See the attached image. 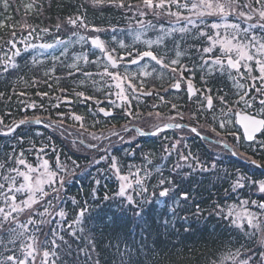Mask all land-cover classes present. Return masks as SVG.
Here are the masks:
<instances>
[{"label": "trees", "instance_id": "obj_1", "mask_svg": "<svg viewBox=\"0 0 264 264\" xmlns=\"http://www.w3.org/2000/svg\"><path fill=\"white\" fill-rule=\"evenodd\" d=\"M183 1L179 0V3ZM7 3L9 7L5 10L0 0V24L3 25L0 26V184L5 185L6 191L7 181L4 177L15 176L14 172H10L11 168H18L14 157L25 159L27 155L30 161H34L40 157L36 156L40 147H45V160L52 169L56 167L53 170L57 173L55 186L59 188V199H53V204L57 206V211L61 206L65 208L67 214L63 220L58 216L50 217L52 222L44 226L41 234L51 238V230L60 228L66 243L58 250L57 264H96L97 261L99 264H213L222 258L223 264H236L241 259L248 260L250 264H264V256L261 255L264 253V243L260 242L258 236L251 235L253 230L247 225L243 229L236 228L228 219L217 215L218 205L225 209L230 204L247 200L254 208L264 202V192L259 190V182L264 178V136L261 147H256L258 144H245V155L239 154L237 157L184 127L152 136L121 130L124 134L121 138L115 135L104 139L97 148H88L74 139L76 132L82 133L83 138L89 136L90 139L86 140L95 144L114 129L130 124L148 126V118H135L129 114L130 107L126 108V115L109 118L99 115L94 104L89 103L102 98L108 89L96 90L95 82L85 79L86 76L79 70L71 72L68 69L56 77L52 71L35 67L29 52H20L25 37L50 40L71 37L74 32L87 36L98 34L105 41L120 37L128 42L134 39L131 29H135L137 20L140 21L138 24L149 25L146 28L151 35L153 30L158 31L167 26L170 20L176 19L168 13L180 11L177 6L168 4L166 0L164 9H157L158 14H154L152 9L140 7L142 0H116L100 6H93L90 0H7ZM119 3H123L124 7L118 6ZM239 3H252L253 7H258L254 0H239ZM28 4L33 7L26 9L25 5ZM182 10L187 13L185 9ZM241 10L248 11L247 8ZM141 11L145 13L143 16L140 15ZM77 15L84 19L87 27L67 24L68 17L75 18ZM236 15L234 13L232 18ZM57 24L61 25L59 29ZM45 28L47 32L42 31ZM13 32L15 37L12 36ZM196 34L189 35L195 37ZM10 39L14 40L16 48L7 43ZM200 43L198 37L197 41L189 42L192 46H199ZM17 49L20 54L13 56ZM8 57H12V60H8ZM83 81L88 86L82 84ZM157 84L160 83H154ZM253 91L257 93L255 89ZM65 97L70 98V103L63 101ZM263 97L257 95L253 99V107H245L246 110L255 112V108L260 109L259 101ZM192 100L187 97L175 101V108L167 105L159 110L163 116H170L171 121L199 126L204 120L193 114L196 108H193L195 103L192 104ZM91 106L95 110L93 114L88 113ZM235 109L240 108L233 107ZM148 110L144 102L141 112ZM76 116L81 119L76 120ZM37 118L50 123H36L34 120ZM21 120L26 122L16 126L12 132H3ZM156 120L162 119L155 115ZM55 123L58 126L74 124L72 130H65V127L60 129ZM92 131L95 133L92 134ZM25 142L30 143L34 154L24 151L22 147ZM171 142L175 143V148ZM104 146L106 152L100 150ZM181 155L188 156L189 160H181ZM113 158L123 175L139 172L141 176L143 173L140 170L143 168L149 172L144 180L147 187L144 196H136L135 184L133 189L128 190L138 203L129 205L122 198L114 197L118 178L110 167ZM195 160L203 164L207 171L189 168L188 164ZM59 177H64L63 187H60ZM161 178L172 181L171 185L163 186L171 188L168 197L159 196ZM239 178H243L240 183L244 186L233 190ZM129 179L135 177L129 175ZM48 190L51 193V189ZM181 192L189 193L187 201L180 199ZM105 195L110 198L105 200ZM46 200L41 202L39 211L43 210ZM252 201L257 203L253 204ZM0 206H4L2 197ZM85 206L88 211L82 222L83 233L79 232L80 226H75L77 235H68V224ZM197 208L200 209L199 215L196 214ZM136 212L141 215H135ZM35 218L40 219L39 216ZM21 220H26V216L22 215ZM56 221H60V224L57 225ZM34 228L30 226L29 231ZM8 239L7 233L0 230V264L14 252L20 255L18 244L8 243ZM89 239L94 242V251L88 243ZM237 249L239 255L234 261L227 254L231 252L235 255Z\"/></svg>", "mask_w": 264, "mask_h": 264}, {"label": "snow or ice", "instance_id": "obj_2", "mask_svg": "<svg viewBox=\"0 0 264 264\" xmlns=\"http://www.w3.org/2000/svg\"><path fill=\"white\" fill-rule=\"evenodd\" d=\"M5 10L8 9L9 5L7 0H2ZM116 0H90V3L93 6H100L105 3H113ZM143 6L147 9H152L154 14L157 9H164L166 0H142ZM168 4H175L178 9H185L191 13V16L203 18L210 16H219L223 18L230 14L236 13L239 17H242L246 21H253L254 17L256 18V23L250 24V28L259 27L264 29V0H254L255 5L258 7H253L252 3H244L241 5L239 0H186L185 3H179V0H167ZM120 7H124L123 3H119ZM33 7L32 4L25 5L26 9H31ZM242 8H247L248 11L245 12L241 10ZM145 13L143 11L140 12V15L143 16ZM168 15L175 16L177 19H180L179 12H171L169 11ZM191 16L183 17L187 21L188 24L195 25V21L191 18ZM67 24L73 27H87L84 19L77 15L75 18L68 17ZM0 26H3L0 24ZM57 29L61 27L60 24L56 25ZM223 27L225 29V34L223 36L220 35L219 32L216 33L215 37L208 36V40L211 42L210 47H204L203 53H212L213 48L218 45L220 54L214 56L211 61V64L208 61H205V67H208L209 71L213 70L212 66H218L220 71H224L225 69L229 70V78L233 79L235 86L243 90L245 85L240 83L239 80L233 78L232 71L239 75V78L242 80L245 78V74L247 78L251 80H259L261 81V87L257 88L256 91L264 96V38H257L255 34L249 36V28L241 29L239 24H218L212 23V29H219ZM231 31H228V30ZM43 32H47L48 29H42ZM94 31H100V29H94ZM181 32H186L187 28H181ZM241 34H243V39H241ZM31 35V32L29 33ZM73 35H76L74 32ZM201 36L207 35L204 32H200ZM12 36L15 37V32L12 33ZM139 38V37H137ZM81 40L84 39L83 36L80 37ZM27 40V37L24 38V41ZM59 43H63L62 41H58ZM8 44H11L13 48H16V44L14 40H8ZM91 43L93 46L98 48L101 53L104 54L107 61L111 64L112 68L117 67V60L113 57L111 53L105 47V44L98 38L94 37L91 39ZM150 43V42H149ZM34 45L26 44V47H33ZM41 48H51V44H41L39 45ZM19 50L17 49L13 56H18ZM179 55V53H177ZM143 57H150L157 64L161 65L163 68H168L169 64L164 62L163 57H157L153 54L152 51H144L142 53L137 54V59H133L131 63H137L138 59H142ZM122 59V57H121ZM8 60H12V57H8ZM85 61L87 62V57H85ZM226 62V63H225ZM7 63L6 61L4 62ZM171 65H176L178 63L177 60H172ZM253 63L255 68H253ZM15 66V65H13ZM75 67V65H73ZM241 68L244 69V72H241ZM7 71V67L4 69ZM173 73L177 72V68H171ZM257 71L259 76L253 75V72ZM141 75H148L141 71ZM85 75H90L86 73ZM111 78L112 81L115 82V88L119 89L116 95L121 100H127L128 96L126 94V89L124 87L125 82L127 81V87L133 93L136 92V87L130 82L129 75L125 74L121 76L118 72H111L108 70V65L104 67V73ZM183 76V72L181 71V77ZM252 85H250L251 87ZM174 87L179 89L180 83L174 84ZM210 91V90H209ZM188 92L189 95L193 93V86L191 82L188 83ZM150 94V93H145ZM77 95L82 96L83 93H77ZM249 94L246 91H243L242 94H239V101L234 103H243L247 106V108H252L253 103L245 99ZM207 106L208 108H212L213 106V97L208 95ZM220 102L222 104H226L227 101L224 97H220ZM260 109L255 115L248 113L236 112L235 115L237 117L236 122L241 125L244 131V138L251 141L255 138L256 133L264 134V99L259 101ZM176 106L173 105V108ZM104 112V109H100ZM229 111H232L229 108ZM130 114V113H129ZM105 115H108L105 112ZM76 120H80L81 117L76 116ZM26 121L21 120L19 123L23 124ZM36 123H40V120L37 118ZM183 127L180 124H165L164 127ZM221 127H224V124L221 123ZM14 129L9 127L8 131L12 132ZM157 132L161 129L157 126ZM192 132H197L196 128L191 129ZM155 134V133H153ZM175 148V145H172ZM167 151V149H166ZM23 156V154H21ZM181 160L188 161L189 157L181 155ZM255 163V161H253ZM17 165H23L27 170L21 171L19 168H11L10 172H14L15 176H5L4 179L7 181V190L5 191V185L0 184V197L3 198L4 206H0V230L7 233L9 239L8 243L13 245L18 244V251L20 255H16L15 252L12 255H8L4 258L3 264H57L59 259L58 250L60 247L66 243L64 236L60 230V228H53L51 230V238L47 234H43V228L45 225L50 224L52 221L50 217L58 216L61 220L66 219V212L63 209H59L57 211V206L53 204V199H59V188H57V173L52 171L49 168V163L47 160H44L41 165L32 166L26 163L25 159L17 158ZM59 166V162H58ZM118 180L120 181V186L118 192L114 194V197L122 198L123 202H126L129 205L134 203H138L134 196L128 191L129 189H133V184L137 186L136 196H144L147 193V187L144 185V180L147 178L148 174L145 172L144 178H141L139 172L133 174L135 177L134 180L129 179V175L121 174L120 168L117 166V162L115 158H113L111 166H110ZM177 168L180 167L179 164L176 165ZM188 167L193 171H196L199 168L201 171H207L203 164H201L198 160H195L194 163L190 162ZM42 168V171L40 170ZM21 178L19 181L17 178ZM243 178H239L235 184L233 185V190L236 188H242L244 185L240 183V180ZM60 187H63L64 177H59ZM98 183V181H97ZM160 186H162V190L159 192L160 197H168L171 191L170 187H163L165 184H172V181L165 180L163 178L159 181ZM47 186V187H45ZM51 189V193L48 189ZM261 192H264V182L260 183ZM18 194L23 196V199L18 198ZM93 195H95V190H93ZM51 197V198H50ZM47 198V200H46ZM110 197L105 195L104 199L107 200ZM180 199L187 201L189 199L188 192H181ZM43 204V210L39 211L38 209L41 207V202L45 201ZM73 203H76L73 200ZM249 202L247 200H242L238 205H229L227 214H224V210L217 206V215L222 216L224 219H228L232 226L236 228L243 229L245 225L247 228L252 229L251 235L258 236L261 243H264V203L259 204V208L261 212L259 214L251 212L248 210L246 205ZM251 203L256 204V201H252ZM35 206V207H34ZM139 206V205H138ZM87 207H82L80 211L76 214L75 219L68 224V235L76 236V227H79V232L83 233L84 229L82 227V222L84 218L85 212H87ZM196 214H200V209L197 208ZM26 216V220H21V216ZM135 215L140 216V212H136ZM39 216V220L35 217ZM57 225L60 224V221H56ZM30 226H35L33 231H29ZM88 243L92 245V250H95L94 242L89 239ZM80 251H84L80 249ZM234 261L236 256L239 255V249L236 250L235 255L231 252L227 254ZM264 256V253L261 254ZM51 258V259H50ZM222 258L220 261H214L213 264H223ZM96 264H99L97 261ZM236 264H250L248 260L241 259Z\"/></svg>", "mask_w": 264, "mask_h": 264}, {"label": "rangeland", "instance_id": "obj_3", "mask_svg": "<svg viewBox=\"0 0 264 264\" xmlns=\"http://www.w3.org/2000/svg\"><path fill=\"white\" fill-rule=\"evenodd\" d=\"M185 2L186 0H184L181 4ZM140 7L144 6L140 5ZM179 10L181 12H173H179L181 16L180 19H177L176 17V19L170 20L167 26L162 27V29L160 28V30L158 31L153 30V33L151 35L148 34L146 28V26L148 27L149 25L138 24L140 23V21L137 20L136 26L134 27L135 29H131V34H134V39L131 41L129 40L128 42L122 40L120 37H111L110 40L105 41L100 38L98 34H91L89 36L85 34H76L71 37L52 38L50 40H41L40 37H38L36 40H31L29 37H27V40L24 41L22 43V46L20 47V52H29L35 67L37 66V68H43L45 69V71L62 73L68 71L69 69V71L74 72L73 69L78 68L79 72H81L82 74H90L85 75V79H92L95 82L94 86L96 87V90H102V88L112 90V92L108 91V93H112L108 94L109 96H112L111 106L116 109H119L122 105L130 106V102L132 101L129 99L130 96H132L133 98L135 97L134 100L140 99V96H136L137 90L135 93H133L130 89H128L127 81L125 82L124 87L126 89L128 99L121 100L116 95L119 89L115 88V82L112 81L110 77L103 75L105 65H108V68L110 65L107 63V61L103 59V53H101L100 50L93 46L91 43V38L99 37V39L105 44L106 49L110 50L116 60H119L121 53L125 55H123L124 57L122 58V61L119 60L121 63L118 70H111V72H118L121 76H124L125 74L129 75L130 82L136 87V89L140 85H152V83H150L152 80L160 81V84H165L171 81L172 83H175L177 78H180V80L184 79L183 81H187L188 79L192 80L193 85L195 84V86L200 87L201 93H199L196 97H193L191 103L193 104L196 102H201L202 108H200L202 109V111L207 112L208 114H210V117L216 119L218 127L222 129L221 123H223L226 127V124L231 122L232 114L234 112L233 107H237L240 109L243 107H247L243 103H234L236 101H239V94H242L243 91L248 92L249 95L245 97V99H248L252 103H255L253 99L256 98L257 95L259 96L260 94L258 92L255 93V91L253 90H256V87H261V81L251 80L250 78H247L246 74L245 78L241 80L235 70H231L233 78L239 80L240 83H243L245 85L244 89L240 90L235 86L233 79L229 78V70L225 69L222 72L219 70L218 66L213 65V70L210 72L208 67H205V61H208V63L211 64V61L214 56L220 54L218 45L213 48L212 53H203L204 47L211 46V42L208 40L207 37L209 35L215 37L217 32H219L221 36L225 34V29L223 27L214 30L211 28V24H239L241 29L249 28V36L255 34L257 38H264V29H261L259 27L250 28L249 25L256 23V19H254L253 21H246L242 17H239L238 14L234 18H232L234 13L223 18H220L219 16H206L207 18H199L191 16V13L187 10V13H184L182 9ZM187 16H191V18L195 21V25L188 24L187 21L183 19V17ZM184 27L187 28V31L181 32L180 29ZM228 31L231 30L229 29ZM200 32H204L207 35L201 36ZM191 33L197 34L195 37H190L189 34ZM81 36L84 37L83 40L80 39ZM197 37L201 39V43L199 46H192L191 44H189L190 41H197ZM241 39H243V34H241ZM58 41H62L63 43H59ZM26 44H31L34 46L26 47ZM41 44H51L52 47L41 48L39 47V45ZM133 51H136V54L133 55ZM144 51H152L153 54H155L157 57H163L164 62L166 64H169V67L163 68L161 67V65L157 64L154 60L148 57H144L142 60L135 64L123 62V59H125L126 57L135 56L138 53H142ZM177 53H179V55H177ZM85 57H87V62L85 61ZM172 60H177L178 63L176 65H171L170 62ZM73 65H75V67H73ZM173 67L177 68L176 73H173L171 71V68ZM253 68H255L254 63ZM141 71L148 73V75H141ZM181 71L183 72L182 77ZM241 72H244L243 68H241ZM67 74H69V72ZM253 75L259 76V73L257 71H254ZM55 78L56 77L54 76L53 79ZM185 78H187V80ZM82 84L88 86V83L85 81H83ZM250 85L252 86L250 87ZM208 95H211L213 97V106L211 109L206 110L204 109V104ZM220 97H224L227 103L222 104L219 99ZM94 107L91 106L88 110V113L93 114V111L96 110L97 106L95 107V110ZM193 108H195V106H193ZM229 108H231L232 111H229ZM43 122L45 124L50 123L45 122V120H43ZM55 124L60 129H63V127H65V130H72L71 127H73L74 123L64 124L63 126H58V123ZM92 132L90 133H95V131ZM75 135L74 138H76L77 140H81L82 133L78 131V133L76 132ZM79 136L80 138H77ZM85 137L86 138L84 139H89L87 136ZM22 148H25L24 151L31 152L29 154H34L33 148L30 146V143L25 142V146ZM40 148L41 149L38 150V154H36V156L40 155V157L35 158L34 161H30L28 159V156L25 155V161L28 160L26 161V163L34 167L42 164V162L46 158V152L45 147ZM16 159L17 158L14 157L15 163ZM17 166L21 171L27 170L23 165ZM49 168L52 171L56 170L55 166H53L54 170L50 166ZM132 168L133 170L136 169L135 167ZM40 170L42 171V168ZM140 171H142L143 173L140 177H144L145 172L149 173L144 168ZM116 184L118 192L120 181H116ZM18 198L23 199L24 197L18 194ZM238 204L239 203H233L230 205ZM246 207L251 212L257 214L261 212L259 204L257 205V207L254 206V208L251 207L250 204L246 205ZM59 209H63L64 211H66L65 208H62V206L58 208V211ZM223 210L224 214L226 215L228 207Z\"/></svg>", "mask_w": 264, "mask_h": 264}, {"label": "flooded vegetation", "instance_id": "obj_4", "mask_svg": "<svg viewBox=\"0 0 264 264\" xmlns=\"http://www.w3.org/2000/svg\"><path fill=\"white\" fill-rule=\"evenodd\" d=\"M125 60L127 63H130V59H125ZM118 63H121V62H118ZM177 81H179V83H180L179 89L174 87V84L177 83ZM175 83L170 84L168 86H166L164 84H159L156 87H152L149 89L137 88L136 89L137 90L136 96L139 95L140 99L134 100L135 97L133 98L132 96H130L129 99L132 101L130 102L131 103L130 104L131 112L129 110V113L131 115L133 114L135 118L147 117L148 118L147 121H149V124H148V126L147 125H145V126L151 127L150 128L151 130L157 128V126H161L160 124L165 125V124L170 123L171 117L170 116L167 117L166 114H165L166 117L163 116V114L160 112L159 108H165L167 105L171 107L175 104V101H181L183 99L185 100L187 97H188V99H193V97H196L199 93H201L200 87L195 86V84H194L193 87L195 89V92H193L190 96L189 92L187 90V84L189 82L183 81V80H176ZM145 93H150V94H145ZM111 101H112V99L108 98L106 102L101 100V102L97 103L98 104L97 108H96L97 111L100 107H104L105 109H111L113 112L112 115H110V116L102 115L103 117L109 118V117H113L115 115L120 114L119 109H116L113 106H111V104H112ZM144 102H146V104L148 105V108H149V110L146 113L141 112V105ZM67 103H70V102H67ZM200 107L202 108L201 102H196L195 103L196 110L194 109L195 111H192L194 115H196L200 119L204 120L199 124V126H194L197 129V132H195V134L199 138L206 140L208 142L216 143V144L224 147L229 152H231L230 149H227L224 145L221 144V142H225V143L229 144L233 150L235 149V152H237L238 155L241 154L240 156L245 155L244 152L247 150L246 149L247 147L245 146V144L246 145L252 144L253 146L258 144L256 147H258V148L261 147L260 143L263 142V140H261V139L264 136V134H262V133L256 134L255 138L251 141H248L244 138V133L241 130L240 126L236 122L235 113H236V111H238L237 109H235L233 114H232L231 122L226 124V127L224 126L221 129L220 127H218L216 119H213L212 117H210V114L202 111V109ZM204 109H206V110L211 109V108H208V106H207V99H206L205 104H204ZM239 110H241V112H247V113L255 115L259 109L255 108V112L248 111V110H246V108H242ZM174 114H176V112ZM121 115H126V114H121ZM155 115L157 118H160L162 120L161 121H158V120L154 121ZM203 123H205V124H203ZM175 124H182V123L179 122V123H175ZM130 125H138V124H130ZM139 126L146 129V127L144 125L139 124ZM118 131L117 130L114 131L112 133V135L116 134ZM155 134H157V133H155ZM155 134H152V135H155ZM201 135L206 136V137H202ZM207 138H211V139H207ZM243 142H244V144H243ZM171 144L175 145L174 142H171ZM166 146L169 147V144L167 143ZM100 150H104V152H106L107 149L104 146V147H101ZM104 154H106V153H104ZM261 182H264V178L261 179Z\"/></svg>", "mask_w": 264, "mask_h": 264}, {"label": "water", "instance_id": "obj_5", "mask_svg": "<svg viewBox=\"0 0 264 264\" xmlns=\"http://www.w3.org/2000/svg\"><path fill=\"white\" fill-rule=\"evenodd\" d=\"M105 58H106V57H105ZM135 59H137V58H135ZM138 60H140V59H138ZM187 88H188V85H187ZM193 92H195L194 88H193ZM101 109H102V108H101ZM99 111H100L101 113H103L104 115H105V112H107L108 115H111V114H112L111 111H109V110H105V109H104V112H102L100 109H99ZM236 112H240V111H236ZM241 113L243 114V113H247V112H241ZM248 114H250V113H248ZM252 115H253V114H252ZM235 117H236V115H235ZM236 119H237V117H236ZM18 124H19V123H16V124L13 125L11 128H15ZM237 124L240 126L241 130L243 131V128L241 127V125H240L239 123H237ZM135 129L138 130L139 133H143V130L140 129V128H138V127H136V126H135ZM191 129H192V128H191ZM5 132H8V130L5 131ZM243 133H244V131H243ZM256 134H258V133H256ZM201 136L204 137L203 135H201ZM246 140H247V139H246ZM248 141H249V140H248Z\"/></svg>", "mask_w": 264, "mask_h": 264}]
</instances>
